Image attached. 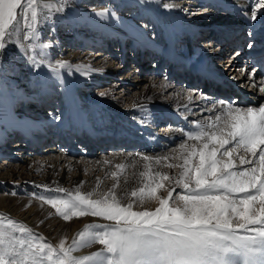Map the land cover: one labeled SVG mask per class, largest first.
I'll return each mask as SVG.
<instances>
[{
	"label": "bare ground",
	"instance_id": "bare-ground-1",
	"mask_svg": "<svg viewBox=\"0 0 264 264\" xmlns=\"http://www.w3.org/2000/svg\"><path fill=\"white\" fill-rule=\"evenodd\" d=\"M71 1L80 3L78 9L89 15V20L57 11L61 6L67 10ZM165 3L175 7L165 9ZM257 3L259 0H148L147 4L141 0H38V6H48L51 17L61 18L57 27L60 32L55 30V36H51L63 44H53L55 49L45 52L47 49L39 47L41 40H23L24 27H20L19 42L15 44L24 63L17 75L25 86H19L7 75L10 71L0 67V81L5 82L9 92H15L12 119L0 116V213L21 222L43 241L59 246L64 240L68 246L86 225L103 220L82 216L65 221L40 199L38 188L92 193L91 199H100L113 191L115 184L118 197L127 192L122 199L127 204L137 199L131 197V191L146 182L140 175L145 171L142 155L169 156L160 164L153 161L150 167L175 177L179 169L166 165L182 163L172 159V150L183 142V132L198 130L197 124L208 123L216 114L208 111L216 97L213 87L205 92V82L234 78L247 87L246 96L251 102L246 106L264 103V93L241 72L245 68L248 73L253 71L248 67L254 52L246 47L248 32L255 35V47L264 35V8L256 9L257 20H251ZM220 11L229 14L226 20L224 16V20L217 21ZM122 15L126 16L121 19ZM64 26H69L74 38L63 34ZM29 44L33 47L28 48ZM98 46L100 49L94 51ZM236 51L239 56H235ZM30 56L45 61L36 68L44 85L38 94L33 87L37 77L32 79L29 74ZM59 56L68 66L49 68L51 58ZM217 59L222 65L226 60L229 71L222 69ZM127 61L134 63L133 67L128 68ZM186 72L195 74L187 79ZM161 75L165 76L158 79ZM254 78L261 85L263 80L258 79L256 71ZM200 80L202 89L196 86ZM86 88H93L92 94L83 92ZM100 92L107 95L101 97ZM55 115L62 119L55 120ZM127 115L134 117L129 120L124 117ZM92 122L99 129L89 124ZM100 122L109 128H103ZM45 141L49 143L42 150L37 143ZM113 172L117 173L115 177ZM8 184H14V189L7 188ZM182 192L177 188L174 196ZM158 195L166 197L167 192L161 189ZM156 207L158 201L151 199L142 208L134 205V210ZM101 248L98 243L91 244L73 255H91Z\"/></svg>",
	"mask_w": 264,
	"mask_h": 264
},
{
	"label": "snow or ice",
	"instance_id": "snow-or-ice-1",
	"mask_svg": "<svg viewBox=\"0 0 264 264\" xmlns=\"http://www.w3.org/2000/svg\"><path fill=\"white\" fill-rule=\"evenodd\" d=\"M163 7L170 9L175 5L165 3ZM261 8L264 0H259L252 10V21L257 20L256 9ZM57 11L63 12L64 7ZM21 14L27 29L23 40H41L37 31L41 24L38 0H0V65L2 53L10 43L8 38L13 35L12 26ZM32 47L33 44L28 45ZM39 47L51 49L53 43L50 40ZM246 47L250 52L255 49L252 31L248 32ZM239 55L236 51L235 56ZM28 61L35 68L45 64L43 58L37 61L35 56L28 57ZM257 63L264 66V55ZM47 66L64 69L68 65L60 60L55 66L51 62ZM242 74L249 75L252 86L264 93V81L257 85L255 69L252 73L242 69ZM33 87L37 94L44 87L39 74ZM99 95L105 97L107 92ZM14 103L15 92H9L5 82L0 81V116L12 119ZM208 111L216 113L214 119L197 124L198 130L184 131L183 142L172 150V159L182 160L166 165L179 169L175 177L150 167L153 161L160 164L169 156H141L145 171L140 175L146 182L131 191V197L137 199L124 204L122 199L127 192L118 197L115 184L113 191L100 199H91L92 193L83 195L79 191L74 195L67 193V199L40 197L65 221L93 216L114 224L86 225L70 245L65 246L61 240L58 247H53L40 242L42 237L33 242L31 230L26 228L19 230L28 232L29 239H17L8 229L15 231L18 225L9 219L7 229L0 224V264H264V103L238 106L234 100L216 98ZM54 119L59 121L62 117L55 115ZM116 175L112 173L113 177ZM177 188L183 192L174 196ZM161 189L167 192L166 197L158 195ZM151 199L158 201L154 210H134V205L142 208ZM175 200L180 203L175 204ZM97 243L102 245L100 251L73 255L79 248Z\"/></svg>",
	"mask_w": 264,
	"mask_h": 264
},
{
	"label": "rangeland",
	"instance_id": "rangeland-1",
	"mask_svg": "<svg viewBox=\"0 0 264 264\" xmlns=\"http://www.w3.org/2000/svg\"><path fill=\"white\" fill-rule=\"evenodd\" d=\"M49 1V0H48ZM122 1H126V0H122ZM79 2V1H78ZM204 6L205 5H207V4H203ZM80 6V3L78 4V5H75V4H73L72 3V1H71V3H70V5L68 6V9L67 10H64L62 13H67V14H69L70 16H74L75 18H77L78 17V19H80V20H83L84 18H86V19H88L89 20V18L88 17H90L89 15H86V14H84V13H82L79 9H78V7ZM206 8H208V7H206ZM132 9V8H131ZM130 9V12H134L133 11V9L131 10ZM202 9H205V8H202ZM38 10H39V19L41 20V24H39L38 25V28H37V31L38 32H40V34H41V41L43 42V43H47V42H49L50 40H51V42L54 44V45H58V46H61L63 43L62 42H60L58 39H56V40H53V38H52V36L51 35H53L54 34V32H55V30L56 31H58V32H60V30H57V27L59 26L60 27V24H59V22L61 21V18H53V17H51L50 16V12L48 11V8H46V7H40V6H38ZM121 13H123V12H121ZM219 14H221V16L217 19V21H220V20H224V16L226 17L225 18V20L228 18V16L227 15H229V14H226V13H223V12H219ZM30 15V14H29ZM124 16H126V15H122V16H120L121 17V19L124 17ZM231 16V15H230ZM232 17V16H231ZM128 19H129V17H127ZM233 18V17H232ZM200 23V22H199ZM20 27H24V32H23V35L26 33V31H27V29H26V27H25V25H24V18H23V15L20 17V19L17 21V22H15L14 23V25L12 26V29H11V31H12V33H13V35L11 36V37H9L8 39H9V41H10V43H9V45L11 44V47H9V45L6 47V51H4L3 53H2V55H3V64L2 65H0V67H1V69H8L10 72L9 73H7V75H9V77L12 79V80H14L19 86H21L22 84H23V86H25V83H24V81H23V79H20L19 77H18V75H17V73H19V72H17V70H20L19 68H21V66L23 65V63H24V58H21V54H20V51H18V47H17V45L15 44V43H17V41H19L18 40V37H19V33H20ZM65 27V32L66 33H63L64 35L65 34H68V35H70V37H69V39L70 38H74V33H72L69 29V26H64ZM199 31H201V30H199ZM210 33V32H209ZM199 34H201V33H199ZM53 36H55V34L53 35ZM17 38V41L15 42V39ZM57 38V37H56ZM62 38V37H61ZM212 39V38H211ZM213 40V39H212ZM67 44H69L68 42L66 43V44H64V45H67ZM54 45H53V47L51 48V49H47V50H45V52H47L48 50H53V49H55L54 48ZM216 45V44H215ZM202 48H204L203 46H202ZM73 49V48H72ZM100 49V47L98 46V48H94V51H97V50H99ZM116 49L118 50L119 49V47H116ZM74 51H76L77 52V49H74ZM213 51H214V49H213ZM58 54L60 55V48H59V50H58ZM61 54H63L62 52H61ZM215 54V52H213L212 53V55H210V56H213ZM43 57H45V56H43ZM52 59V61H50L52 64H55L57 61H60V60H63L62 59V57L61 56H59L58 58H54V57H52L51 58ZM80 60V59H79ZM220 61L221 60H218L217 59V62L216 63H218V65H220L221 67L223 66V68L222 69H226L227 71H229L228 70V68L226 67V64H227V61L226 60H224L223 61V63L225 64V65H222L221 63H220ZM127 64H128V68H131V67H133V65H134V63H133V65L132 64H130L128 61H127ZM29 71H30V78H34V76L35 77H37V69L34 67L33 68V66L32 65H29ZM45 71V70H44ZM232 72V71H231ZM242 72V71H241ZM229 74V73H228ZM236 74V73H235ZM165 75H161V76H159L160 78H158V79H161V77H164ZM235 77H237L238 78V76L237 75H235ZM120 81V80H119ZM31 84V83H30ZM116 84H117V82H116ZM179 86H181L182 88H185V87H183V85H180L179 84ZM28 89H29V87L28 88H26V89H24L26 92L28 91ZM83 92H85V93H90V94H92V92H93V88H86V89H84L83 90ZM52 95H55V92H54V94H52ZM124 107H125V105H124ZM121 110H123V109H121ZM125 118H127L128 117V119L130 120L131 118H133L134 116H124ZM125 120H127V119H125ZM89 124H93V126L96 128V129H99V127H96V124H95V122H92V123H89ZM100 126H102L103 128H109L108 127V125L107 124H104L103 122H100ZM155 127V126H154ZM161 127V126H160ZM154 130L155 131H159L158 133L160 134L161 133V131L160 130H158V128H154ZM8 136L7 137H9V133L7 134ZM6 137V139H9V138H7ZM32 138V137H31ZM29 138H26V141L28 140ZM34 139V138H33ZM185 139H186V137H185ZM35 140V139H34ZM49 145V144H48ZM42 148V150H44L45 149V146L44 147H41ZM109 150V149H108ZM108 150H106L105 152H106V154H108ZM98 150H96V151H94V153L95 152H97ZM102 150H100L99 152H101ZM120 151H122V150H120ZM77 152V151H76ZM76 152H74V153H76ZM111 152V151H110ZM122 152H125V151H122ZM83 158H85L84 156H82ZM0 161H2V160H0ZM3 162V161H2ZM157 171V170H156ZM7 186H9V187H7V188H9V189H14V184H8ZM27 186V188H30V189H32L34 186H29V185H26ZM2 188H4L3 186H1ZM38 189H40V191L39 192H37L38 193V195H40V196H43L45 199H67L68 198V196L66 195L67 193H69V192H66V191H64V192H60L59 190H54V191H52V190H50V189H47V188H38ZM36 190V189H35ZM34 191V190H33ZM73 195L75 194V193H72ZM35 196H37V195H35ZM36 200H39V201H41L40 199H37V198H35ZM151 210H154V209H151ZM59 215V214H58ZM60 216V215H59ZM60 217H62V216H60ZM98 219H99V221L100 220H103L101 223L100 222H98V221H95V222H92L91 224H108V225H112V224H114L113 222H110V221H106V220H104L102 217H97ZM9 219H11L13 222H15L17 225H18V228H17V230H15V231H12L11 229H8L9 231H11V234L14 236V237H16L17 239H24V240H27V239H29V233L28 232H21L19 229L20 228H26V229H28L25 225H23L21 222H19V221H17V220H15V219H12V218H9V217H7V216H5V215H3V214H1L0 213V224H2V225H4V227L7 229V222H8V220ZM89 225V224H88ZM92 230H94V229H92ZM31 237H32V239H33V242H36V237L37 236H35V234L34 233H32L31 232ZM40 242H46V243H48V244H51L53 247H58V245L57 246H55V245H53L52 243H50V242H48V241H43V240H41ZM98 251H100V250H98Z\"/></svg>",
	"mask_w": 264,
	"mask_h": 264
}]
</instances>
